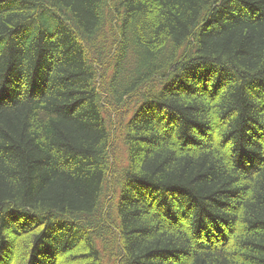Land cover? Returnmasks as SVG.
Listing matches in <instances>:
<instances>
[{
  "label": "trees",
  "instance_id": "1",
  "mask_svg": "<svg viewBox=\"0 0 264 264\" xmlns=\"http://www.w3.org/2000/svg\"><path fill=\"white\" fill-rule=\"evenodd\" d=\"M0 264H264V0H0Z\"/></svg>",
  "mask_w": 264,
  "mask_h": 264
}]
</instances>
